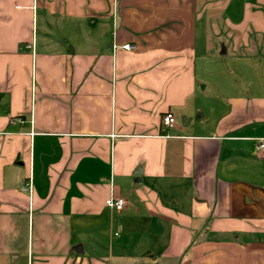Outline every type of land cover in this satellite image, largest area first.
Returning <instances> with one entry per match:
<instances>
[{
  "label": "crops",
  "instance_id": "obj_1",
  "mask_svg": "<svg viewBox=\"0 0 264 264\" xmlns=\"http://www.w3.org/2000/svg\"><path fill=\"white\" fill-rule=\"evenodd\" d=\"M261 138L264 0H0V264H264Z\"/></svg>",
  "mask_w": 264,
  "mask_h": 264
},
{
  "label": "built area",
  "instance_id": "obj_2",
  "mask_svg": "<svg viewBox=\"0 0 264 264\" xmlns=\"http://www.w3.org/2000/svg\"><path fill=\"white\" fill-rule=\"evenodd\" d=\"M123 48L128 49V46L124 45ZM17 121L19 123L22 122L19 118H17ZM162 122L164 125L170 126L174 122V117L172 116L171 113H165L162 117ZM257 148L264 150V138H261L258 140ZM21 189L24 191H29L30 190L29 182H24L21 186ZM105 205L111 209H114L116 211H120L125 205V200L122 198L109 197L107 200H105Z\"/></svg>",
  "mask_w": 264,
  "mask_h": 264
},
{
  "label": "rangeland",
  "instance_id": "obj_3",
  "mask_svg": "<svg viewBox=\"0 0 264 264\" xmlns=\"http://www.w3.org/2000/svg\"><path fill=\"white\" fill-rule=\"evenodd\" d=\"M222 21H221V25H220L221 28L225 26V22H222ZM218 40H219V47L218 48L216 47L217 53H220L222 49H224V51H226L225 54H221V55L218 56V60H220V62H222L221 64L228 65V64L231 63L230 60L232 58H234V55L232 54L233 52H232L231 42L225 35H223L222 32L219 33V39ZM208 76H209L210 79H212L214 77L212 75V73L208 74ZM201 86L202 85H200V87ZM199 114H201V112H198L197 116ZM196 122H199V121H196Z\"/></svg>",
  "mask_w": 264,
  "mask_h": 264
},
{
  "label": "water",
  "instance_id": "obj_4",
  "mask_svg": "<svg viewBox=\"0 0 264 264\" xmlns=\"http://www.w3.org/2000/svg\"><path fill=\"white\" fill-rule=\"evenodd\" d=\"M223 53H224V49L221 50V54H223ZM73 250L75 252L81 253V247L79 245L73 247Z\"/></svg>",
  "mask_w": 264,
  "mask_h": 264
}]
</instances>
